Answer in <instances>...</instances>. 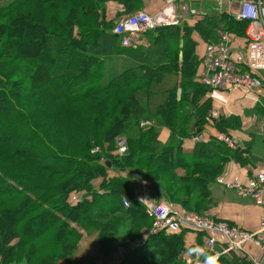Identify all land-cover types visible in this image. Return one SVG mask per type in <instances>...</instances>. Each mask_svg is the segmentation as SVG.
Here are the masks:
<instances>
[{
	"label": "trees",
	"instance_id": "trees-1",
	"mask_svg": "<svg viewBox=\"0 0 264 264\" xmlns=\"http://www.w3.org/2000/svg\"><path fill=\"white\" fill-rule=\"evenodd\" d=\"M110 1L127 13L143 4L13 0L0 7V264H97V257H76L84 234L95 232L106 257L126 238L139 241L121 264H187L188 252H197L186 247V236L195 232L150 233L153 219L136 199L138 180L150 181L157 203L208 216L218 204L214 186L237 149L214 136L188 155L183 139L200 132L178 129L179 54L182 102L203 91L191 34L210 38L203 29L209 22L158 27L147 32L158 34L151 48L132 49L105 19ZM233 20V31L244 34L248 23ZM122 55L140 65L121 63ZM145 120L152 125L131 131ZM164 127L171 130L166 143ZM120 136L128 139L125 156L115 154ZM225 248L221 240L212 248L220 250L215 264L249 261L223 254Z\"/></svg>",
	"mask_w": 264,
	"mask_h": 264
},
{
	"label": "crops",
	"instance_id": "crops-1",
	"mask_svg": "<svg viewBox=\"0 0 264 264\" xmlns=\"http://www.w3.org/2000/svg\"><path fill=\"white\" fill-rule=\"evenodd\" d=\"M243 1L259 0H143L141 10L152 15L162 11L173 10L179 18V16L185 15L186 7L189 17L186 20H181L179 24L187 21L189 26L194 27L198 23L209 22L210 26L203 29L211 34L210 38H204L199 31H194L191 34V39L195 43V54L198 57L196 68L198 81L203 73L202 61L208 49L220 42L223 35L231 36V53L235 60H239L241 57L237 53H247L246 31L242 35H237L231 25L233 19L235 20H233L234 23H241L237 19V14ZM121 8L117 3L109 4L107 7V18L110 20L124 18L126 15ZM157 35L145 33L140 37L141 46L144 50L153 46V40ZM182 46L183 41L180 42L178 48L182 49ZM123 51L129 55L131 54L127 49ZM129 55H122L121 63L127 60V65L134 64V66H139L140 64ZM182 64L183 54L180 51L178 59V129L188 130L190 133L194 131L200 132L203 136V141L212 139L218 134L235 136L239 140L240 146L237 149L236 156L227 163L222 176L229 180L239 179L246 182L257 172L264 169L263 91H253L250 94H245L239 90H215L204 86L203 91H198L196 94L191 91L187 98L180 102L182 99L181 82L183 80L181 74ZM260 76L264 79V72ZM155 77L156 75L154 74L153 78ZM212 111L219 112L220 118L217 120L211 119L210 113ZM170 134L171 130L164 127L160 140L166 143ZM196 144L194 135L184 138L182 143L183 152L188 155L192 154ZM179 173L183 175L184 170H180ZM141 180L143 179L141 178ZM214 192L218 199V204L209 212L212 217L226 221L233 226L242 227V229L247 231L258 229L260 221L264 217L263 207L260 206V208L258 205L251 203L243 204L240 200L241 197L234 191L226 190L218 183L214 186ZM98 235L99 232L90 235L84 234L78 245L76 255L78 259L93 256L99 258L97 264H121L127 249L130 246L135 248L139 245V241H130L127 238V240L122 241L123 244L121 243L122 245L110 257H106L102 253V255L99 254L101 251L97 242ZM196 236L194 233H187V248L196 249L198 246L195 240ZM247 248L253 256H260L257 248L251 245H248ZM189 255L190 253L188 252L187 261H193ZM195 255L197 256V254Z\"/></svg>",
	"mask_w": 264,
	"mask_h": 264
},
{
	"label": "built area",
	"instance_id": "built-area-1",
	"mask_svg": "<svg viewBox=\"0 0 264 264\" xmlns=\"http://www.w3.org/2000/svg\"><path fill=\"white\" fill-rule=\"evenodd\" d=\"M185 15H176L175 11H165L155 15L139 12L121 20L113 32L121 37L123 47L138 48L141 46L140 37L158 27L177 25L181 20H186L188 10L185 7ZM264 0L243 1L237 19L247 22L246 29L247 53L244 69L243 64L236 63L231 53V36L223 35L220 42L211 46L202 61L203 73L200 76L201 83L215 90H239L245 94L253 91H263L264 79L260 76L264 72ZM240 62V61H237ZM211 119L220 118L217 111L210 113ZM148 122L141 124L147 127ZM264 129V124H263ZM264 131V130H263ZM203 136L194 135V141H202ZM214 139L236 150L240 146L239 140L228 134H218ZM117 153L124 156L128 151L127 140L119 138L117 141ZM217 183L224 185L227 190L234 191L241 198H252L258 205L264 206V169L257 172L246 182L239 179L229 180L219 177ZM142 191L138 200L145 205L146 214L153 219L151 232L154 234L166 231L168 233H180L183 230L204 233L207 236L206 244L213 248L217 241L225 243L223 252L234 251L245 254L252 264H264V217L255 231H247L231 226L224 221H215L211 218L200 216L191 212L180 210L171 202L163 201L155 204L151 201L148 183H142ZM77 196H72L71 201L76 202ZM126 207L130 206L128 199L124 198ZM248 245H251L260 253L259 257L253 256ZM219 256V255H218ZM215 256V259L218 258Z\"/></svg>",
	"mask_w": 264,
	"mask_h": 264
},
{
	"label": "rangeland",
	"instance_id": "rangeland-1",
	"mask_svg": "<svg viewBox=\"0 0 264 264\" xmlns=\"http://www.w3.org/2000/svg\"><path fill=\"white\" fill-rule=\"evenodd\" d=\"M13 0H0V7H4V6H6L7 4H9V3H11ZM111 3H114V4H116L117 2H114V1H110V2H108L106 5H107V7L109 6V4H111ZM118 4V3H117ZM143 5V4H142ZM119 7L121 8V6H120V4H119ZM141 8H142V6H141ZM122 10H125L124 9V7H122L121 8ZM124 12V14L126 15L124 18H122L121 17V19L119 20H117V19H114V20H110V19H108L107 18V16L108 15H106L105 16V19H106V21L107 22H110V23H113L114 25H117L121 20H123V19H125V18H127V17H129V16H131V15H134V14H136V13H139V12H144L143 10H138V11H136V12H134V13H127L126 11H123ZM162 12H165V11H162ZM167 12V11H166ZM146 13V12H145ZM161 13V12H160ZM149 15H152V14H149ZM116 27V26H115ZM115 29V28H114ZM144 35V34H143ZM27 36V35H26ZM24 37V39L27 41V40H29V39H32V36H27V37ZM28 46H32L33 47V49H34V47L36 46V44H32V45H29V44H27ZM132 49H134V48H132ZM137 49V48H136ZM35 50H36V48H35ZM238 55H240L241 57L239 58V60H237V61H240V62H237L236 61V63H239V64H243L242 65V68L244 69V65H245V61H246V53L245 52H240V53H237ZM79 59H81V57L80 56H78L77 57V61L79 60ZM76 66H77V62L75 63V66H73V67H75L76 68ZM51 89L52 90H54L55 88L53 87V86H51ZM144 122H148V126H151L152 125V123H151V121H147V120H145V121H142L140 124H139V126L138 127H135V128H133V129H131V131L132 130H134V131H137L138 129H140V128H145V127H142L141 126V124L142 123H144ZM264 124V123H263ZM264 130V129H263ZM119 138H124V139H126L127 140V146H128V150H129V145H128V139H127V137L126 136H120ZM119 138H117L116 139V147H117V141H118V139ZM202 141H203V139H202ZM201 142V141H200ZM197 143H199V142H197ZM107 150V149H106ZM96 152H98V149H95L94 150V153H96ZM116 153L115 154H117L118 155V153H117V151H115ZM127 153H128V151H127ZM126 153V154H127ZM125 154V155H126ZM124 155V156H125ZM129 177H131V178H134L135 177V175H133V174H129L128 175ZM221 177V176H220ZM142 179L143 180H141V179H139L138 180V182H139V189H138V192L136 193V199L138 200V195L141 193V191H142V183L144 182V181H146L147 183H148V190H149V194H150V197H151V201H153L155 204H158L156 201H155V199H154V196H152V192H151V183H150V181L149 180H147L146 178H143L142 177ZM219 184V183H218ZM219 185H221V186H223L226 190H227V188L224 186V185H222V184H219ZM124 199V198H123ZM123 199H122V203H123ZM126 199H128V198H126ZM129 200V199H128ZM240 200H241V202L243 203V204H249V203H251V204H255V205H258V203L255 201V200H252L251 198H248V199H241L240 198ZM139 201V200H138ZM164 201H166V200H164ZM129 202H130V200H129ZM161 202H163V201H161ZM161 202H159V203H161ZM166 202H168V201H166ZM170 202V201H169ZM172 204H174V205H176L175 203H173V202H171ZM124 204V203H123ZM125 206V205H124ZM177 206V205H176ZM259 207L261 206V207H263V209H264V206L263 205H258ZM126 207V206H125ZM178 207V206H177ZM260 207V208H261ZM126 208H128V207H126ZM179 208V207H178ZM180 209V208H179ZM181 210V209H180ZM182 211H184V210H182ZM264 211V210H263ZM185 212H188V211H185ZM191 213H194V212H191ZM194 214H197V215H200V214H198V213H194ZM200 216H205V217H208V218H211V219H213V220H217V219H215L214 217H212V215H210V216H208V214L207 215H200ZM217 221H223V220H217ZM224 222H226V221H224ZM227 223V222H226ZM229 224V223H228ZM229 225H231V224H229ZM153 226V225H152ZM231 226H233V225H231ZM235 227H238V226H236V225H234ZM238 228H240V229H242V227H238ZM152 233V232H151ZM196 233V243H197V247H196V251H197V256L195 257H191V259H193V261H190V262H187V264H215V263H217V262H219V257H220V253H214V249H212V248H210V247H208L207 246V244H206V240H207V236L204 234V233H197V232H195ZM194 233V234H195ZM152 234H154V233H152ZM158 234V233H157ZM145 238V237H144ZM124 240H127V238L126 239H124ZM237 253V252H236ZM99 254H101V252L99 253ZM222 254V253H221ZM238 254H240V255H243L244 257L246 256L245 254H242V253H238ZM102 255V254H101ZM219 255V256H218ZM215 256H218V258L217 259H215V260H213L214 258H215ZM84 259V258H83ZM215 262V263H214ZM247 264H252L251 262H249V261H247Z\"/></svg>",
	"mask_w": 264,
	"mask_h": 264
},
{
	"label": "water",
	"instance_id": "water-1",
	"mask_svg": "<svg viewBox=\"0 0 264 264\" xmlns=\"http://www.w3.org/2000/svg\"><path fill=\"white\" fill-rule=\"evenodd\" d=\"M109 167H112L110 163H108Z\"/></svg>",
	"mask_w": 264,
	"mask_h": 264
}]
</instances>
